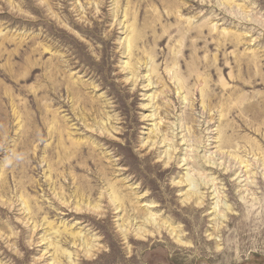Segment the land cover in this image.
Returning <instances> with one entry per match:
<instances>
[{"label": "rangeland", "instance_id": "374dc122", "mask_svg": "<svg viewBox=\"0 0 264 264\" xmlns=\"http://www.w3.org/2000/svg\"><path fill=\"white\" fill-rule=\"evenodd\" d=\"M0 264H264V0H0Z\"/></svg>", "mask_w": 264, "mask_h": 264}]
</instances>
